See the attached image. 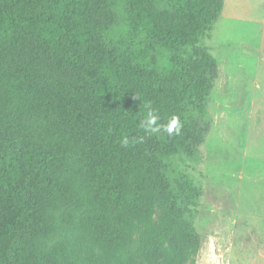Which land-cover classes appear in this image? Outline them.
Masks as SVG:
<instances>
[{"label":"trees","instance_id":"trees-1","mask_svg":"<svg viewBox=\"0 0 264 264\" xmlns=\"http://www.w3.org/2000/svg\"><path fill=\"white\" fill-rule=\"evenodd\" d=\"M223 7L0 0V264H195L200 191L170 158L209 133L218 66L199 42Z\"/></svg>","mask_w":264,"mask_h":264},{"label":"rangeland","instance_id":"rangeland-1","mask_svg":"<svg viewBox=\"0 0 264 264\" xmlns=\"http://www.w3.org/2000/svg\"><path fill=\"white\" fill-rule=\"evenodd\" d=\"M232 8L227 0L210 38L199 42L218 66L209 133L194 159L170 158L172 176L189 175L200 191L185 208L201 237L195 264H264V61L258 26Z\"/></svg>","mask_w":264,"mask_h":264},{"label":"crops","instance_id":"crops-1","mask_svg":"<svg viewBox=\"0 0 264 264\" xmlns=\"http://www.w3.org/2000/svg\"><path fill=\"white\" fill-rule=\"evenodd\" d=\"M226 1L224 0V7L221 13L225 12ZM233 8H232V16L236 17V15L246 16L248 21L251 23H256L258 29L260 31V59L264 61V0H232ZM261 61V60H260ZM256 85L255 83H253ZM264 85V83H262ZM260 85V84H259ZM262 255V256H261ZM262 263H264V250L261 253Z\"/></svg>","mask_w":264,"mask_h":264},{"label":"clouds","instance_id":"clouds-1","mask_svg":"<svg viewBox=\"0 0 264 264\" xmlns=\"http://www.w3.org/2000/svg\"><path fill=\"white\" fill-rule=\"evenodd\" d=\"M158 116L154 115L152 112H149L148 119L142 122V127L149 132H159L160 126L157 125ZM182 128V124L180 123L177 117H173L167 127L164 129L169 135L175 133L179 134ZM125 144L128 143L127 140L124 141Z\"/></svg>","mask_w":264,"mask_h":264}]
</instances>
